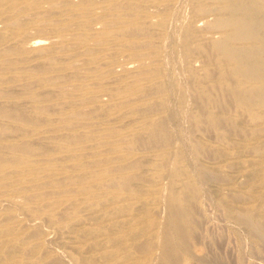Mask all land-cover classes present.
I'll use <instances>...</instances> for the list:
<instances>
[{
	"label": "rangeland",
	"instance_id": "rangeland-1",
	"mask_svg": "<svg viewBox=\"0 0 264 264\" xmlns=\"http://www.w3.org/2000/svg\"><path fill=\"white\" fill-rule=\"evenodd\" d=\"M222 4L0 0V105L21 115L0 116V264H161L170 189L191 199L180 264H264V109L222 79Z\"/></svg>",
	"mask_w": 264,
	"mask_h": 264
},
{
	"label": "bare ground",
	"instance_id": "bare-ground-1",
	"mask_svg": "<svg viewBox=\"0 0 264 264\" xmlns=\"http://www.w3.org/2000/svg\"><path fill=\"white\" fill-rule=\"evenodd\" d=\"M220 1L223 4L217 9L218 15L214 21V26L222 28L224 30V32H223V36L220 39H218L212 43L213 44L212 46H213V49L219 55L221 61H223L225 63V68L223 70L224 72L222 75V79L224 81L226 80V78L228 77V76L226 77L227 73L228 74L231 73V75H233L235 77V79H236V80L234 79L235 83L228 84L229 91L231 92L230 95H233L235 97V100L241 109H244L247 111V110H249V107H250V117L254 120L255 119L257 120L259 117L262 116L261 110L264 109V0H220ZM197 7L199 9L206 8V6L204 4L197 5ZM134 31H135V28H134ZM204 45H207V44H204ZM206 48H207V46H206ZM186 50L188 52L189 48H187ZM213 58H214V56H213ZM211 60H213V59H211ZM191 80L189 79L188 81L191 82ZM246 84H247V86H244ZM216 86L218 87L217 83H216ZM224 89H225V87H224ZM212 93L215 94L214 92H212ZM230 97H232V96H230ZM234 97L232 99H234ZM226 98H228V97H226ZM222 100L223 99L221 98V102H222ZM227 100L228 99H226V101ZM230 104L232 105V104H234V102H232ZM234 105H236V104H234ZM198 106H200V105H198ZM254 110H257V111H254ZM200 111H202V110L200 109ZM204 114L206 115V112ZM205 115H204V117H205ZM0 116L11 117V118H12V116H16L18 118L21 117L18 110L14 109V108L9 109L8 107H4L1 105H0ZM209 118H210L209 123L213 127H215L217 130H219L220 126H221L220 124H222L219 121L220 116H218L217 114H213V115H210ZM203 121H204V119H203ZM206 121L208 122L207 119H206ZM222 127H224V126H222ZM225 128H226V126H225ZM152 131L154 134H158L161 136L164 144H168V145L171 144L172 139H171L170 131H169V128H168L165 121H163V120L155 121L153 123ZM6 133H4V134H6ZM144 137L146 138V136H144ZM163 143H162V145H163ZM21 145L23 146V144H21ZM140 145H143V142ZM136 146H138V145H136ZM165 146H167V145H164V147ZM196 147L199 148V146H196ZM29 149H30V147H29ZM33 149L35 150L36 148L33 147ZM203 171H205V170H203ZM203 174H206V173L203 172ZM129 179H130V177H127L126 179H124L122 181V183L126 184L127 180L129 181ZM191 183H192V181H189L188 186L192 189ZM191 189H189V190H191ZM190 201H191V199L189 198V195L186 196V193L185 194L182 192L178 193L176 190L174 191V189H170V190H168V192H166V210L164 211L165 223L163 225L164 231L162 232L163 235H161L162 236L161 240L157 244V246L159 247V250L161 252V255H162L161 264H178L179 260L183 259L180 257L179 251H180L182 246H187L185 244L187 242V239H189V238H187V233L183 229V222H190L191 221L192 211L188 207V205L190 206ZM195 201H192V202H195ZM197 201H198V198H197ZM194 208H195V205H194ZM194 210L196 211V208ZM250 219H252V218H250ZM246 220H247V222H250V221H248L249 219H246ZM251 222L253 223V219ZM251 222H250V226H251ZM192 223H194V222H192ZM192 223H191V225H192ZM187 225H189V224H187ZM252 226H254V225H252ZM256 227H259V223L256 224ZM187 229H189V228H187ZM255 232H256V230H255ZM254 234H256V233H254ZM258 235L259 234H257L256 236H258ZM261 240H262V237H261Z\"/></svg>",
	"mask_w": 264,
	"mask_h": 264
}]
</instances>
